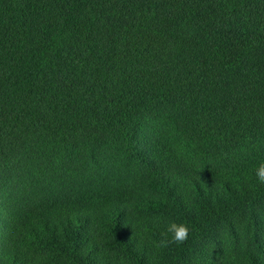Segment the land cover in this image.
Listing matches in <instances>:
<instances>
[{
    "label": "trees",
    "instance_id": "trees-1",
    "mask_svg": "<svg viewBox=\"0 0 264 264\" xmlns=\"http://www.w3.org/2000/svg\"><path fill=\"white\" fill-rule=\"evenodd\" d=\"M39 138L133 180L28 197ZM262 162L264 0H0V264H264Z\"/></svg>",
    "mask_w": 264,
    "mask_h": 264
},
{
    "label": "rangeland",
    "instance_id": "rangeland-1",
    "mask_svg": "<svg viewBox=\"0 0 264 264\" xmlns=\"http://www.w3.org/2000/svg\"><path fill=\"white\" fill-rule=\"evenodd\" d=\"M38 157L27 158L26 168L36 171V180L26 187L28 197L49 196L104 187L129 186L133 180L132 166L122 157L103 147L80 145L72 147L57 140H36ZM18 168L24 167L23 160ZM21 172V173H22ZM24 188V187H23Z\"/></svg>",
    "mask_w": 264,
    "mask_h": 264
},
{
    "label": "clouds",
    "instance_id": "clouds-1",
    "mask_svg": "<svg viewBox=\"0 0 264 264\" xmlns=\"http://www.w3.org/2000/svg\"><path fill=\"white\" fill-rule=\"evenodd\" d=\"M256 177L260 183H264V162L260 163L255 170ZM189 227L185 223L172 222L168 225L164 239L160 241V247H167L169 244L184 243L189 234Z\"/></svg>",
    "mask_w": 264,
    "mask_h": 264
}]
</instances>
